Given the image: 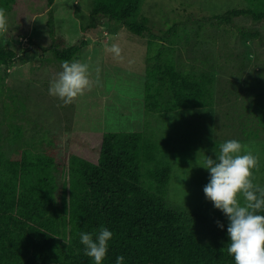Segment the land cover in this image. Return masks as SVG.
Masks as SVG:
<instances>
[{"label": "rangeland", "instance_id": "rangeland-1", "mask_svg": "<svg viewBox=\"0 0 264 264\" xmlns=\"http://www.w3.org/2000/svg\"><path fill=\"white\" fill-rule=\"evenodd\" d=\"M17 2L6 12L8 31L0 33V43L18 53L7 70L0 113L8 104V115L15 113L23 128L21 141H5L8 155L17 157L33 145L41 152L54 149L64 163L71 155L97 157L96 134L143 132L158 143L159 158L172 165L168 202L195 212L197 232L206 240L215 235L224 214L203 191L210 181V172L201 167L206 155L216 160L221 143L240 141L259 157L255 182L264 186V125L259 120L264 107V19L255 18L264 12V0L141 1L137 19L153 32L179 25L174 57L180 67L196 73L209 70L216 78L213 106L167 114L148 112L144 104L148 34L138 36L102 16L95 20L91 12L97 0H56L49 8L43 0ZM235 8L251 14L224 22L212 19ZM113 44L121 49L119 57L108 51ZM77 45L81 56L73 60L89 65L91 89L64 105L49 95L50 81L62 71L52 47ZM56 178L61 186L63 172Z\"/></svg>", "mask_w": 264, "mask_h": 264}, {"label": "trees", "instance_id": "trees-1", "mask_svg": "<svg viewBox=\"0 0 264 264\" xmlns=\"http://www.w3.org/2000/svg\"><path fill=\"white\" fill-rule=\"evenodd\" d=\"M43 1L49 8L56 0ZM141 1L97 0L91 16L151 37L146 110L167 114L213 106L215 76L209 70L196 73L180 67L174 57L179 25L153 32L137 19ZM17 3L0 0V8L12 11ZM250 14L235 8L212 19L224 22ZM255 18L264 19V12ZM80 49V45L52 47V52L61 63L79 60ZM17 57L14 49L0 43V95L8 67ZM6 106L0 113V264H95L84 254L80 233L95 240L101 227L113 233L102 264H116L118 256L124 257V264H235L234 257L221 251L230 243L225 214L219 221L224 227L217 223L215 235L206 240L197 232L198 215L168 202L172 165L159 158L160 147L153 138L139 131L96 134L98 156L71 155L67 163L58 162L54 149L41 152L33 145L11 157L5 141H21L23 128ZM259 114L264 125V107ZM57 172H63L61 186Z\"/></svg>", "mask_w": 264, "mask_h": 264}, {"label": "clouds", "instance_id": "clouds-1", "mask_svg": "<svg viewBox=\"0 0 264 264\" xmlns=\"http://www.w3.org/2000/svg\"><path fill=\"white\" fill-rule=\"evenodd\" d=\"M7 31V13L0 8V33ZM108 51L119 57L121 49L113 44ZM61 68L62 71L50 81L49 95L70 105L91 89L89 65L65 60L61 62ZM218 147L219 151H215L217 159L206 155L201 167L210 172V181L203 189L205 196L229 220L230 243L221 251L234 257L235 264H264V215L258 214L264 212V186L255 183L254 175V171L259 170V157L235 139ZM112 238L113 233L105 227L99 229L95 240L89 233H80L84 254L95 264H102ZM116 264H124V257L118 256Z\"/></svg>", "mask_w": 264, "mask_h": 264}]
</instances>
